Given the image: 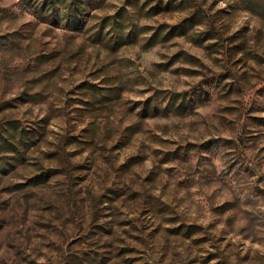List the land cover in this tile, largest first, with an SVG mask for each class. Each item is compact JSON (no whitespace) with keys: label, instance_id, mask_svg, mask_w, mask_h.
<instances>
[{"label":"rangeland","instance_id":"rangeland-1","mask_svg":"<svg viewBox=\"0 0 264 264\" xmlns=\"http://www.w3.org/2000/svg\"><path fill=\"white\" fill-rule=\"evenodd\" d=\"M154 1L115 48L124 0L82 30L0 0V264H264V0Z\"/></svg>","mask_w":264,"mask_h":264},{"label":"trees","instance_id":"trees-1","mask_svg":"<svg viewBox=\"0 0 264 264\" xmlns=\"http://www.w3.org/2000/svg\"><path fill=\"white\" fill-rule=\"evenodd\" d=\"M139 0H124L118 10L112 14L104 15L101 18L99 27L96 30L97 37L115 43V48L137 40L138 34L144 31L139 27V23L134 19V7ZM33 7L35 13L44 16L49 22L68 29L82 30L87 25V20L91 13L98 7L103 6L105 0H26ZM170 0H155L147 12H159L168 9ZM189 23L186 21L167 26L162 24L156 27L149 36L152 43L159 40L162 32L165 39L182 35L187 32ZM189 99L185 93L173 92L170 96L169 108L185 110L189 107ZM144 109L148 110L145 103ZM156 109L157 104H156ZM15 128V127H14ZM17 146V145H16Z\"/></svg>","mask_w":264,"mask_h":264}]
</instances>
